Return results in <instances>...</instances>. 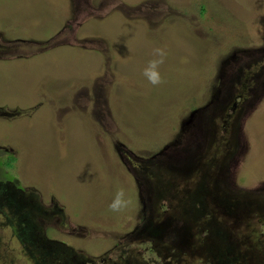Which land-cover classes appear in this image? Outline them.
<instances>
[{
	"label": "rangeland",
	"instance_id": "1",
	"mask_svg": "<svg viewBox=\"0 0 264 264\" xmlns=\"http://www.w3.org/2000/svg\"><path fill=\"white\" fill-rule=\"evenodd\" d=\"M0 30L30 43L16 52L28 59L0 57V162L63 213L58 224L61 215L46 216L47 237L82 258L114 257L113 237L144 210L119 158L130 147L161 154L180 178L203 179L221 206L209 217L183 210L184 196L171 209L164 202L157 218L174 219L182 243L160 252L169 234L153 254L132 246L140 264H210L221 238L242 242L237 263L264 264V227L248 232L240 214L228 220L213 188L235 210L230 194L264 187V0H0ZM156 48L166 52L158 87L142 75ZM17 107L27 110L16 116ZM197 186L180 190L188 197ZM121 187L131 203L113 213ZM5 255L29 264L18 250Z\"/></svg>",
	"mask_w": 264,
	"mask_h": 264
},
{
	"label": "flooded vegetation",
	"instance_id": "2",
	"mask_svg": "<svg viewBox=\"0 0 264 264\" xmlns=\"http://www.w3.org/2000/svg\"><path fill=\"white\" fill-rule=\"evenodd\" d=\"M59 45L61 44L57 46ZM29 46L30 43L25 40L23 43H21V41L9 40L6 33L0 30V57H9L12 61L28 59L24 58L25 53L18 56L16 52L19 51L21 47L27 49ZM37 48V51H34L33 55L44 53L42 46ZM247 81H250V79H247ZM36 108L39 109L41 107L38 104ZM17 109L19 111L15 113L16 116L19 113H23L24 110H27L21 107H17ZM3 114L7 115V113ZM11 116L12 114L9 113V117ZM119 145L125 146L120 143ZM1 147L4 150L10 149L6 146ZM146 151L152 154L150 151ZM11 152H13L12 148ZM137 152L143 154L140 155ZM137 152L133 148L125 147V149L120 151L119 158L124 167L122 168L128 173H134V177H132L136 184L137 195L141 198L139 199L140 204L143 201V216L141 215L135 218L129 224L128 228H131L129 231L123 232V235L119 237H113L114 249L116 251H114V257L109 260L106 256L79 257L73 249L69 248L67 245H63L64 243L47 237L43 225L52 223L53 218L46 216L50 214L61 215L59 219L54 220V222L58 224V220H64V218H62L63 213L57 209H48L43 197L41 198V196L36 195L41 189H37L36 186H33V183L27 182V184H24L21 178L17 176L7 177L6 172L8 173V171L4 172L2 162H0V264H15L14 259L5 255V252L8 251L9 253H13L16 250L25 257L26 262L29 264H129L130 262L133 263L132 260L135 261L133 264H140L139 260L144 257V254L134 255V248L132 246L143 247L145 253L153 254L155 253V241L167 242L165 236L169 234L173 235V238L169 244H161L160 252L162 249L166 250V246L172 249V247L177 248L180 243H182L180 241V232L174 231V224L172 222L174 219L171 221L169 219H162L161 217L157 218L158 214H156L155 211L163 208V205H165L164 202H169V209H171V206L174 207L175 203H179L177 199L181 195L185 198L182 202L183 204H181L183 210L185 208L195 209L196 213L198 210H203L205 215L209 217L213 216V212L216 210L215 207H217V210L221 207L218 200L215 199V194L206 192V190H208L207 188L204 189L206 181L203 179L200 181L198 180L199 182H195L196 179L191 176L185 179L180 178V172H177L174 166H170L171 171L165 168L166 161H164V158L160 157L161 154L148 157L143 150ZM14 166L15 161L12 162L9 167L15 171ZM178 170L180 171V169ZM140 178H143L145 182H142ZM184 183L189 185L190 188L198 183L197 187L199 189L203 187V189H201L199 194L193 193L189 194L187 197V195L181 193L180 190V186ZM224 183L227 185L226 175L224 177ZM212 185L213 182L211 181L208 187ZM219 186V183L216 182L213 188H217L222 195L223 203H225V206H223V203L222 206L227 211L228 216L226 215L225 217H227L228 220L235 219L236 214H240L242 220L239 221V226L245 225V229H247L248 232L250 228L254 229L256 225H260L263 229V186L251 190L250 192L241 191L238 194H230V198L228 199L233 201L235 210L230 208L229 202L224 198V193ZM51 202L54 203L53 200ZM137 206L140 207L139 204H137ZM49 210H52L51 213H49ZM240 210L243 213H241ZM166 211L168 212V209H166ZM145 213H147V215ZM199 215L201 216V214ZM43 216L44 218H42ZM192 217L198 218L199 216L195 214L190 216V219ZM185 222H187V220H185ZM165 225L168 226L166 231L159 234L155 233L158 228ZM6 239H8L7 243H5ZM204 239V245L208 244L207 240L209 238L207 239V237L204 236ZM220 242L221 246L212 245L209 247L210 255L215 256L222 263L240 264L237 263V258L241 256L242 242L237 241L235 244L226 238H221ZM10 244L16 245L17 249H11ZM64 248H66V251ZM210 255H208L210 264H213L214 260L210 258ZM206 261H208V259ZM151 262L152 259L151 261H144L143 263L150 264Z\"/></svg>",
	"mask_w": 264,
	"mask_h": 264
},
{
	"label": "clouds",
	"instance_id": "3",
	"mask_svg": "<svg viewBox=\"0 0 264 264\" xmlns=\"http://www.w3.org/2000/svg\"><path fill=\"white\" fill-rule=\"evenodd\" d=\"M152 57L148 61L147 66L144 67L142 75L147 79L149 84L158 87L164 83V79L160 73V66L164 63L166 52L160 48L153 49ZM130 203L131 200L126 190L121 187L115 192L108 208L113 213H121L129 207Z\"/></svg>",
	"mask_w": 264,
	"mask_h": 264
},
{
	"label": "water",
	"instance_id": "4",
	"mask_svg": "<svg viewBox=\"0 0 264 264\" xmlns=\"http://www.w3.org/2000/svg\"><path fill=\"white\" fill-rule=\"evenodd\" d=\"M161 228H162V229H161ZM167 228H168V226H167V225H165V226H162V227L158 228V229L156 230V232H155V233L159 234V233H161V232H164V231H166V230H167Z\"/></svg>",
	"mask_w": 264,
	"mask_h": 264
}]
</instances>
